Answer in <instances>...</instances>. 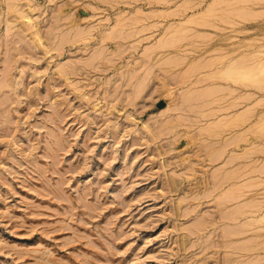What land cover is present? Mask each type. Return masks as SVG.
<instances>
[{
  "label": "rangeland",
  "instance_id": "374dc122",
  "mask_svg": "<svg viewBox=\"0 0 264 264\" xmlns=\"http://www.w3.org/2000/svg\"><path fill=\"white\" fill-rule=\"evenodd\" d=\"M212 1L0 0V264H264V99L205 137L237 92L184 97L264 94V1ZM238 53L250 80L196 81Z\"/></svg>",
  "mask_w": 264,
  "mask_h": 264
},
{
  "label": "bare ground",
  "instance_id": "6f19581e",
  "mask_svg": "<svg viewBox=\"0 0 264 264\" xmlns=\"http://www.w3.org/2000/svg\"><path fill=\"white\" fill-rule=\"evenodd\" d=\"M251 2L252 1H255V0H250ZM256 1H264V0H256ZM223 2H225V0H213L212 1V5L213 6H218L217 4H220V5H222V3ZM219 5V6H220ZM11 8H12V10H15L12 6H11ZM18 11V10H17ZM251 14H252V12L251 11H248V10H244V11H242V12H237L236 13V15L237 16H240V17H249V16H251ZM196 14H194L192 17H190V18H186L185 20H187V21H194V16H195ZM22 17H24L23 15H22ZM201 21V20H200ZM200 21H194V22H198V23H200ZM121 22V19L118 21V23H120ZM182 26H185V24L184 25H182ZM181 26V27H182ZM181 27H180V30L176 27V26H169V30L168 31H181ZM189 27V26H188ZM187 27V29H189L190 30V27L188 28ZM178 29V30H177ZM186 29V30H187ZM166 32L167 34H169V32ZM182 31H183V29H182ZM76 32H78V34H83L85 31L84 30H82V29H79L78 31H76ZM89 32V31H88ZM165 33V34H166ZM176 33V32H175ZM181 33V32H180ZM105 34H108V32H106ZM166 34V36H164L163 38H162V40H161V42L158 44L160 47H165L166 45H168L167 44V42L169 43V41H174V42H170L169 44H171V43H173V44H176L175 43V39H169V40H166L165 39V37L167 38V37H169L168 35ZM194 34V33H193ZM170 35V34H169ZM182 36V35H181ZM180 36V37H181ZM193 36V35H192ZM171 37H174L173 35L171 36ZM176 37H179L178 35L176 36ZM179 37V38H180ZM80 39H86V36H80L79 37ZM168 39V38H167ZM167 42H166V41ZM178 40V39H177ZM157 45V44H156ZM156 45H154V46H156ZM33 46L34 47H36V46H38V43H33ZM149 47V48H146L145 49V51L146 52H152L154 49H155V47ZM238 50V48H236V49H234L233 51L231 50L228 54H232L234 51H237ZM256 51H259V52H262V51H264V45L263 46H261L260 48H258ZM101 52H99V53H97V55H99ZM250 55V54H249ZM263 55V54H262ZM241 58H242V55L241 54H236V56L235 57H232V58H230V59H228L227 60V62L226 63H224V64H221V63H216V64H214L213 65V67L209 70V69H207V68H209V67H211V65H212V61H211V59H206V60H202V61H198V62H195V65H192V63H190V65H192V66H195V67H197L198 69L199 68H201L202 67V69H204V70H202L201 72H199V77L197 78V82H200V81H202L203 79H205V78H208V77H212V78H214V79H223V80H229V81H232L233 82V84L234 83H237V82H239L238 81V79H246L247 78V76L251 79V75H253V76H255L254 75V73L252 74L251 73V75L250 74H248V73H246L245 72V69L247 70V68H245V67H243V66H241L242 65V61L240 62V61H238V60H241ZM247 58V57H246ZM246 58H244V59H246ZM166 61H168V64H170L171 62H173V61H175L176 59H174V57H172V55L171 56H167L166 58ZM216 60V59H215ZM250 61H252V60H250ZM246 62V61H245ZM247 63V62H246ZM252 66V65H251ZM168 68H170L171 66L170 65H168L167 66ZM165 68V67H164ZM248 68H250L249 66H248ZM260 68V67H259ZM190 69V68H189ZM165 71H168V69H166ZM190 71H192V70H190ZM189 71V72H190ZM252 71H254V70H252ZM250 75V76H249ZM215 76V77H214ZM246 76V77H245ZM252 76V77H253ZM232 77H234L235 79H231ZM249 78H247V79H249ZM254 79L253 80H251V81H255L254 83H253V85L255 84L256 85V89H258V87H259V82H256V81H258L255 77H253ZM231 79V80H230ZM249 79V80H250ZM256 79V80H255ZM235 81V82H234ZM259 81H261L260 79H259ZM227 82V81H226ZM231 82V83H232ZM250 83V82H249ZM141 84H142V81H139L138 83H137V88L139 87V89H140V86H141ZM241 84V83H240ZM261 84H263V82L261 81ZM260 84V85H261ZM211 85H213V88L211 89V88H209L208 87V85H204L203 87H199V88H197L198 90H196V91H193V90H187V94H184V97H187L188 99H191V100H196V98H197V100H198V97L197 96H201L202 98H200L199 97V100L201 99H204L206 96H211V97H214V96H216V95H218L217 94V92L219 93V92H221V90H224V91H226V92H228V94L230 93H235V92H237V94H236V96L234 95V98H233V101H232V99H231V101L232 102H229V104L227 105H221V106H217L216 107V109H209V110H206V111H202V112H198V114H199V116L200 117H204V119L206 118V120H205V122L202 124V126H204V128H202V126H201V128L203 129L202 130V132H204L205 133V137H207L206 136V132H207V135H208V133H210L212 130H215L216 128H221V130H222V128L223 129H225V127H230L229 129H231V126L230 125H238L237 123L239 122V121H241V120H243L244 118H246V117H244V115H248V114H246V113H248L249 111H250V109H252L253 108V104L254 103H258V101H260V103H261V101L264 99V94H262V93H259V92H256V91H253V90H250V89H247V87H246V89H243V88H240V87H243L244 85H238V87L237 86H233L232 84H230V83H225V82H214V83H211ZM234 85H236V84H234ZM254 85V86H255ZM258 85V86H257ZM10 86V83L8 82V80L5 82V84H3L1 87H9ZM240 86V87H239ZM244 87V88H245ZM137 88L135 89V90H137ZM260 88V87H259ZM205 89H209V90H212V92L214 91V93H212V94H206L205 92H208L207 90H205ZM254 89V88H253ZM255 89V90H256ZM263 90L264 89V86H263V88H262V86H261V88H260V90ZM258 91V90H257ZM232 93V94H233ZM263 93H264V91H263ZM205 94V95H204ZM203 95V96H202ZM204 97V98H203ZM207 98V101H208V97H206ZM210 98V97H209ZM218 98V97H217ZM216 98V99H217ZM252 98H254L253 100H250V99H252ZM213 99V98H212ZM200 100V101H201ZM219 100V99H218ZM218 100H215L216 102L218 101ZM203 101H205V103H203V104H206V100H203ZM203 101H201V102H203ZM264 101V100H263ZM212 102H214V99L212 100ZM212 102H210L209 101V103H212ZM226 102V101H225ZM208 103V104H209ZM223 103V102H222ZM162 104V103H161ZM166 104V103H165ZM207 104V105H208ZM262 104V103H261ZM210 105H213V103L212 104H209V107H210ZM237 107H236V106ZM236 107V108H232V107ZM252 106V108H250ZM164 107V106H163ZM165 108L166 109H168L169 108V106L167 107L166 105H165ZM164 108V109H165ZM212 108V107H211ZM255 108V107H254ZM164 109H163V111H164ZM165 109V110H166ZM255 110V109H254ZM194 111V110H193ZM251 112H253V111H251ZM254 113V112H253ZM262 113H263V111H261V112H259L256 116H260V115H262ZM249 114H250V112H249ZM255 116V115H254ZM248 117V116H247ZM251 117V116H250ZM253 117V116H252ZM256 118H258V117H256ZM263 118V115H262V117L260 116V118H259V120L260 119H262ZM264 119V118H263ZM246 120V119H245ZM259 120H257V121H259ZM244 121V120H243ZM248 121V120H247ZM249 121H250V119H249ZM262 122V121H261ZM242 123V122H241ZM255 123V121L253 122H251V124H249L248 125V128L249 127H251V128H249V129H253L255 126H251V125H253V124ZM239 125H240V123H239ZM257 125V124H256ZM259 126H261V125H259ZM200 128V129H201ZM205 128H215V129H208L209 131H204V130H206ZM235 128V127H234ZM228 129V130H229ZM237 129V128H236ZM255 129V128H254ZM219 130V129H218ZM235 130V129H234ZM244 130H246V129H244ZM242 131V130H239V131H236V132H234V133H232V136H231V138L235 135V136H238V134H241L242 132H245V131ZM250 130V131H251ZM217 131V130H216ZM220 131V130H219ZM223 131H226V129L225 130H223ZM249 131V132H250ZM222 132V131H221ZM221 132H219V133H221ZM227 132V131H226ZM225 132V133H226ZM246 132H248V131H246ZM213 133H218V131L217 132H213ZM212 133H210V135H211ZM223 134V133H222ZM222 134H216V135H222ZM244 134V133H243ZM210 135H209V137H210ZM212 136V135H211ZM214 136V135H213ZM229 136V135H228ZM227 136V137H228ZM235 136L233 137L234 139H235ZM226 138V137H225ZM225 138H222V140H223V142L221 143V145L222 146H220L219 147V150H222L221 148H225V146H226V140H225ZM229 138V137H228ZM228 138H227V140H228ZM237 138V137H236ZM230 140L231 139H229V142H230ZM233 140V139H232ZM228 142V141H227ZM220 143V142H219ZM223 143H225V144H223ZM248 143V142H247ZM217 144V143H216ZM252 144V142L250 143V145ZM220 145V144H219ZM225 145V146H224ZM248 147H250V146H248ZM223 152H224V149L222 150ZM221 151V152H222ZM232 152H231V154L230 153H228V155H232V153L233 152H236V150H231ZM222 152V153H223ZM228 152H230V151H228ZM220 153V152H219ZM218 153V154H219ZM227 155V156H228ZM236 156V157H235ZM221 157V156H220ZM231 158H232V160L234 159V158H238V156H237V154L236 155H234V156H231ZM231 158L229 157V159H228V157L225 159V160H227V161H223L224 163H222L221 165V167L223 168V166H226V164H230V161H231ZM235 160V159H234ZM229 161V162H228ZM227 162V163H226ZM231 162H233V161H231ZM226 163V164H225ZM224 164V165H223ZM232 164V163H231ZM220 167V168H221ZM262 167H264V165H262ZM217 169L216 170V172H215V177H216V183L215 184H219L221 181H222V179H224L226 176V174L225 173H223V172H221V170L222 169ZM225 168V167H224ZM223 168V170H225ZM233 168H235V167H233ZM233 171H234V169H232ZM223 173V174H222ZM229 173H232L231 171L229 172ZM234 173V172H233ZM245 183V185L247 184V182L245 181L244 182ZM232 184H234L235 185V187H236V189H237V185H238V183H232ZM220 206H221V208H220V210H219V213H220V215H221V217L223 218V219H231V220H233L234 222H233V224H231L230 225V227L232 228V230H234L236 227H237V219H233V218H231L230 217V214H229V211H227L228 212V214H226V209L222 206V204H220ZM237 206V205H236ZM264 219V208H263V210H262V213L260 214V217H257V216H246L245 217V221H244V225H246V224H248L249 222H251V221H259V220H263Z\"/></svg>",
  "mask_w": 264,
  "mask_h": 264
}]
</instances>
